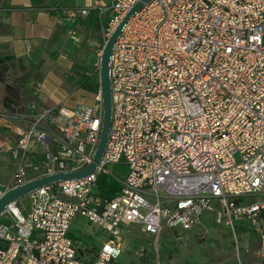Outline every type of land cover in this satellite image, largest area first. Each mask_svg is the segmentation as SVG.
I'll list each match as a JSON object with an SVG mask.
<instances>
[{
	"label": "built area",
	"instance_id": "built-area-1",
	"mask_svg": "<svg viewBox=\"0 0 264 264\" xmlns=\"http://www.w3.org/2000/svg\"><path fill=\"white\" fill-rule=\"evenodd\" d=\"M101 1L70 13L109 12L107 40L141 0ZM70 36L81 42L76 31ZM263 38L264 0L146 3L111 55L112 124L100 164L87 177L36 189L27 205L10 204L0 216V264H118L123 227L159 235L209 217L256 233L252 264H264ZM95 99L72 107L34 100L24 111L0 112V125L13 132L0 137V153L14 161L0 195L93 161L100 89ZM109 164L120 186L113 196L99 185ZM77 217L107 234L93 259L69 236Z\"/></svg>",
	"mask_w": 264,
	"mask_h": 264
},
{
	"label": "crops",
	"instance_id": "crops-1",
	"mask_svg": "<svg viewBox=\"0 0 264 264\" xmlns=\"http://www.w3.org/2000/svg\"><path fill=\"white\" fill-rule=\"evenodd\" d=\"M97 1L0 0V112L24 111L30 102L43 99L48 105H64V94H58L64 81L59 72L67 67V57L85 44L101 54L106 41L103 27L111 16L100 9L87 15H74L70 10L94 6ZM72 30L80 36V43L70 36ZM0 127V137L13 133ZM0 154L10 157L8 152ZM88 224L77 217L70 231Z\"/></svg>",
	"mask_w": 264,
	"mask_h": 264
},
{
	"label": "rangeland",
	"instance_id": "rangeland-1",
	"mask_svg": "<svg viewBox=\"0 0 264 264\" xmlns=\"http://www.w3.org/2000/svg\"><path fill=\"white\" fill-rule=\"evenodd\" d=\"M66 61L67 67L58 70H61L60 78L64 77L58 93L64 94V105L72 107L79 102L95 105V91L80 86V83L86 73L93 76L95 82L99 81L100 55H96L92 46L85 44L72 52ZM63 70L65 72L62 73ZM65 73L67 76L63 75ZM13 169L14 161L0 154V182L8 181ZM116 172V166L109 164L103 177L113 178L112 173ZM22 201L28 204L27 197ZM69 236L80 244L84 257L93 259L107 234L99 226L88 224L87 228L74 226ZM121 238L124 250L118 264H252L258 246L257 234L253 231L241 225L228 227L219 224L213 217L203 219L201 225L192 230L165 228L159 235L146 234L138 225L129 224L123 227ZM139 248L144 249L142 256L137 253Z\"/></svg>",
	"mask_w": 264,
	"mask_h": 264
},
{
	"label": "water",
	"instance_id": "water-1",
	"mask_svg": "<svg viewBox=\"0 0 264 264\" xmlns=\"http://www.w3.org/2000/svg\"><path fill=\"white\" fill-rule=\"evenodd\" d=\"M152 1L153 0H141L137 5H135L125 15V17L122 19V21L115 28V30L108 37V39L105 41L103 45L100 54V66H99V87L102 95L103 123H102V130H101L99 143L93 161L89 165L83 168L75 169L68 172L43 175L4 191L0 195V216L5 213V211L7 210L10 204H13L27 197L30 193H32L38 188L49 185L59 180L87 177L93 171L96 170L104 154L112 124L113 101H112V88H111V79H110L111 55L113 53L116 41L121 35L124 25L128 22L131 16H133L136 12H138L141 8H143L146 3H150Z\"/></svg>",
	"mask_w": 264,
	"mask_h": 264
},
{
	"label": "trees",
	"instance_id": "trees-1",
	"mask_svg": "<svg viewBox=\"0 0 264 264\" xmlns=\"http://www.w3.org/2000/svg\"><path fill=\"white\" fill-rule=\"evenodd\" d=\"M93 76L89 74H85L82 79L80 86L90 88L91 90H94L95 93L98 92L100 89L99 87V81L95 82L93 79ZM3 131V129L0 127V133ZM100 189L102 192L106 193L108 196H113L115 193L120 189L119 184L113 179V178H107L103 177V174L100 176L99 181Z\"/></svg>",
	"mask_w": 264,
	"mask_h": 264
}]
</instances>
